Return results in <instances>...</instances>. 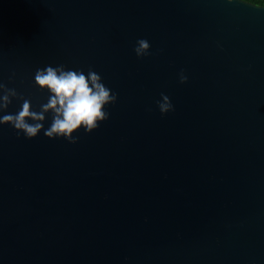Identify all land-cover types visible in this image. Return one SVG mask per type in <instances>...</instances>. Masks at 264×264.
<instances>
[{
    "label": "water",
    "instance_id": "1",
    "mask_svg": "<svg viewBox=\"0 0 264 264\" xmlns=\"http://www.w3.org/2000/svg\"><path fill=\"white\" fill-rule=\"evenodd\" d=\"M49 64L118 100L75 144L0 126V264H264V6L0 0V82L38 107Z\"/></svg>",
    "mask_w": 264,
    "mask_h": 264
},
{
    "label": "clouds",
    "instance_id": "2",
    "mask_svg": "<svg viewBox=\"0 0 264 264\" xmlns=\"http://www.w3.org/2000/svg\"><path fill=\"white\" fill-rule=\"evenodd\" d=\"M232 2L229 0V3ZM150 48V42L141 38L134 51L138 58H143L150 54ZM187 79L181 72L180 82L184 83ZM34 83L47 93L46 102L38 107L33 106L31 98L0 82V126H11L28 139L37 138L43 132L49 139H65L75 144L79 140V132L90 134L109 119V106L115 105L118 100V94L106 86L102 76L92 68L85 72L63 64H49L35 71ZM14 100L20 102V107L15 112H9ZM157 105L161 115L174 111L166 94L161 93Z\"/></svg>",
    "mask_w": 264,
    "mask_h": 264
},
{
    "label": "trees",
    "instance_id": "3",
    "mask_svg": "<svg viewBox=\"0 0 264 264\" xmlns=\"http://www.w3.org/2000/svg\"><path fill=\"white\" fill-rule=\"evenodd\" d=\"M257 6H264V0H243Z\"/></svg>",
    "mask_w": 264,
    "mask_h": 264
}]
</instances>
